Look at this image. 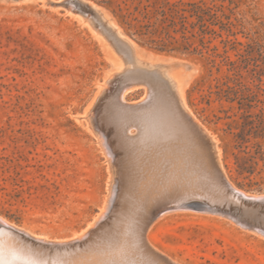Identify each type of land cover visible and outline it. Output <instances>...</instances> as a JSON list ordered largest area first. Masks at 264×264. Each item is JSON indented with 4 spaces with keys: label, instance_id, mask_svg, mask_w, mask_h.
Instances as JSON below:
<instances>
[{
    "label": "rangeland",
    "instance_id": "1",
    "mask_svg": "<svg viewBox=\"0 0 264 264\" xmlns=\"http://www.w3.org/2000/svg\"><path fill=\"white\" fill-rule=\"evenodd\" d=\"M206 1L217 6L219 19L231 29L213 37L210 46L223 52L222 40L229 39L226 48L232 59L240 43L254 44L255 56L264 54V0ZM85 2L93 4L98 16L92 22L90 12L79 11ZM94 2L99 3L0 0V217L8 225L17 224L23 234L33 232L39 240L56 243L92 223L97 226L96 221L114 220L125 162L120 151L110 152L96 113L114 97L118 80L132 79L128 70L135 67L130 68L125 52L95 27L100 19L104 29L126 42L139 59L169 66L187 110L215 142L230 181L248 193L264 194V157L257 159L252 174L237 171L233 136L225 132L229 103L214 95L209 100L226 67L218 71L206 51L160 50L142 43L139 39L148 37L133 35L129 22L135 21L125 4L120 10L116 4L99 3L101 7ZM125 88L127 103L150 101L146 85L134 82ZM128 131L137 132L133 126ZM209 184L213 199L223 202L226 195L219 182ZM256 211L245 209L244 215L251 224L264 227V211ZM155 217L146 233L148 244L180 264H264V228H251L201 202L173 206Z\"/></svg>",
    "mask_w": 264,
    "mask_h": 264
},
{
    "label": "bare ground",
    "instance_id": "2",
    "mask_svg": "<svg viewBox=\"0 0 264 264\" xmlns=\"http://www.w3.org/2000/svg\"><path fill=\"white\" fill-rule=\"evenodd\" d=\"M84 5L80 3L79 11L85 15L90 12V22L94 21L98 16L93 12V4L85 2ZM95 27L125 52L128 66L135 67L127 71L132 79L118 80L113 88L114 97L110 95L111 99H106L107 103H102L96 113L98 129L110 152L120 151L125 162L124 174H120L124 176V184L119 182L122 188H119L116 216L110 223L96 221L97 226L92 223L84 237L75 234L59 243L49 238L39 241L33 232L23 234L19 232L22 228L19 231L15 228L17 224L8 225L4 217H0V264H180L149 245L146 233L155 216L192 201L236 216L251 228H264L258 223L251 224L244 215L247 214L245 209H249V213L264 211V194L248 193L230 181L215 142L206 136L195 116L187 110L177 82L168 74L169 66L160 60L139 59L126 42L104 29L101 19ZM125 75L126 78L128 75ZM134 82L147 86L150 101L141 105L126 102L125 86ZM130 126L137 132L129 134ZM209 181L219 182L224 189L223 202L213 199Z\"/></svg>",
    "mask_w": 264,
    "mask_h": 264
},
{
    "label": "trees",
    "instance_id": "3",
    "mask_svg": "<svg viewBox=\"0 0 264 264\" xmlns=\"http://www.w3.org/2000/svg\"><path fill=\"white\" fill-rule=\"evenodd\" d=\"M108 7L123 5L131 10L129 15L135 22L133 35L139 41L160 50L200 52L209 54L210 63L218 71L226 67V73L211 91L216 100L226 101L229 108L225 118V132L233 136L231 152L236 158L240 174L255 171L258 158L264 157V54L253 55L254 44H243L232 59L226 48L231 40L223 39L225 49L210 46L213 37L231 31L226 22L219 19L217 6L206 0H97ZM126 16L125 14L123 15ZM219 25L220 29L215 26ZM235 44V42H233ZM235 47V46H233ZM261 49V46L259 47ZM237 109L234 114L229 110ZM255 142L250 146V142ZM229 148H226V152ZM238 150V152L235 151Z\"/></svg>",
    "mask_w": 264,
    "mask_h": 264
},
{
    "label": "water",
    "instance_id": "4",
    "mask_svg": "<svg viewBox=\"0 0 264 264\" xmlns=\"http://www.w3.org/2000/svg\"><path fill=\"white\" fill-rule=\"evenodd\" d=\"M53 4H55V3H57V2H59V0H50ZM95 4H97L98 6H101L99 3H97V2H94ZM102 7V6H101ZM183 65H185V64H183ZM262 201H264V198L262 199ZM192 203L193 204H198L199 202L198 201H192ZM0 225H2L1 223H0ZM90 229H91V227H89V225L85 228V229H83L82 231H80V232H78L77 234L79 235V236H82V237H84V236H86V235H88V233H89V231H90ZM75 235H73L72 237H70V239L71 238H73ZM78 236V237H79ZM66 239V238H65ZM69 239V238H68ZM39 240V239H38ZM39 241H41V240H39Z\"/></svg>",
    "mask_w": 264,
    "mask_h": 264
}]
</instances>
